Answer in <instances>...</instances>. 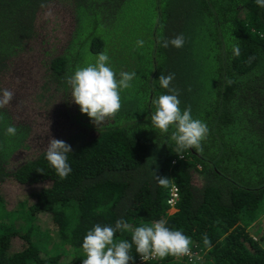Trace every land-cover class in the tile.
Listing matches in <instances>:
<instances>
[{"label": "trees", "instance_id": "1", "mask_svg": "<svg viewBox=\"0 0 264 264\" xmlns=\"http://www.w3.org/2000/svg\"><path fill=\"white\" fill-rule=\"evenodd\" d=\"M181 33L182 48L162 47ZM104 51L117 73L136 77L97 128L67 78ZM170 73L181 109L208 126L198 149L177 153L172 129L151 125V98L166 91L157 79ZM0 89L14 92L0 110V264H82L87 231L121 218L130 228L114 240L165 220L202 254L148 264H264V8L255 0H0ZM49 138L71 146L66 179L44 159ZM172 184L180 197L170 213ZM45 217L55 230L41 227ZM130 255L129 264L140 256L134 245Z\"/></svg>", "mask_w": 264, "mask_h": 264}, {"label": "clouds", "instance_id": "2", "mask_svg": "<svg viewBox=\"0 0 264 264\" xmlns=\"http://www.w3.org/2000/svg\"><path fill=\"white\" fill-rule=\"evenodd\" d=\"M255 3L258 7L264 8V0H255ZM144 43L143 39L136 42L137 47H143ZM161 44L164 48L171 45L179 49L184 46L185 37L181 33L174 38L163 39ZM233 54L240 55L238 46L233 48ZM135 77L134 71L117 73L111 66L108 52L104 51L96 54L94 62L77 67L68 76L67 84L71 89V100L98 128L107 118L113 117L120 111L121 92L131 87ZM174 79V73L161 74L157 79L160 88L166 91L151 98L150 102L154 111L150 114V121L153 128L161 133L168 134L170 128L172 129L166 136V141L174 142L176 151L179 153L186 149H198L209 129L205 122L193 117L190 106L181 109L180 92L170 87ZM13 98V91L0 89V110L9 106ZM5 133L9 137H15L17 135L15 124H9ZM70 153H72L71 146L65 141L49 138L44 150V159L61 180L66 179L72 172L69 163ZM41 172L43 173V170ZM154 179L163 187H167L171 180L156 176L155 173ZM173 185L170 187V195ZM168 205L172 209L169 203ZM129 228V224L123 218L116 220L114 225L94 224L83 237L81 247L86 258L82 260V264H129L130 261H134L133 255H130L133 245L135 252L143 260H147L150 256L164 259L168 256L181 257L191 254L192 238L182 230L170 228L165 220L135 227L131 241L114 240L118 232ZM203 243L205 245L210 243L206 234L203 237ZM154 260L148 262L151 263Z\"/></svg>", "mask_w": 264, "mask_h": 264}, {"label": "built area", "instance_id": "3", "mask_svg": "<svg viewBox=\"0 0 264 264\" xmlns=\"http://www.w3.org/2000/svg\"><path fill=\"white\" fill-rule=\"evenodd\" d=\"M180 197V192H179V187L174 184L171 188V195L170 198L168 199V203L171 205L172 209L175 208L176 203ZM185 258L189 259L191 262L195 260H200V251L196 249H191V254L189 256H184ZM158 257L156 256H150L147 260H143L140 256L137 259L136 264H146L148 261L156 259Z\"/></svg>", "mask_w": 264, "mask_h": 264}, {"label": "rangeland", "instance_id": "4", "mask_svg": "<svg viewBox=\"0 0 264 264\" xmlns=\"http://www.w3.org/2000/svg\"><path fill=\"white\" fill-rule=\"evenodd\" d=\"M17 83H19L18 81H17ZM20 84V83H19ZM174 210V211H173ZM175 210H176V208H173V209H171L170 208V213H173V212H175ZM43 223H45L46 225H43ZM56 226H57V224L56 223H54L52 220H51V218L50 217H45V218H43L42 219V224H41V227L42 228H47V229H50V230H55L56 229ZM264 230V229H263ZM263 230H261V231H258L259 233H262L263 232ZM39 232H38V230H35V236H37V234H38ZM258 233V234H259ZM54 235H55V237H56V239L57 240H59V237H58V235H57V233L56 232H54ZM255 237H259L258 235H256ZM17 240V246H16V248L19 246V244H20V242H22L21 240H20V238L18 239H16ZM15 248V249H16ZM200 256L202 257V254L200 253Z\"/></svg>", "mask_w": 264, "mask_h": 264}]
</instances>
